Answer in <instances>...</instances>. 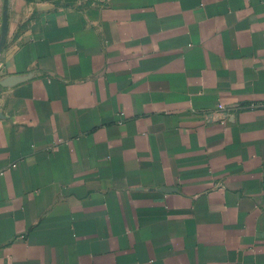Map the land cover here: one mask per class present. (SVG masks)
I'll list each match as a JSON object with an SVG mask.
<instances>
[{
    "label": "crops",
    "instance_id": "obj_1",
    "mask_svg": "<svg viewBox=\"0 0 264 264\" xmlns=\"http://www.w3.org/2000/svg\"><path fill=\"white\" fill-rule=\"evenodd\" d=\"M1 40L0 264H264V0H0Z\"/></svg>",
    "mask_w": 264,
    "mask_h": 264
},
{
    "label": "built area",
    "instance_id": "obj_2",
    "mask_svg": "<svg viewBox=\"0 0 264 264\" xmlns=\"http://www.w3.org/2000/svg\"><path fill=\"white\" fill-rule=\"evenodd\" d=\"M100 3H104L106 0H98ZM258 103L249 102L246 104H234V105H225L223 103H218L216 105V110L224 114L225 116L222 118V122H226L228 118H233L236 111L243 107H256Z\"/></svg>",
    "mask_w": 264,
    "mask_h": 264
},
{
    "label": "water",
    "instance_id": "obj_3",
    "mask_svg": "<svg viewBox=\"0 0 264 264\" xmlns=\"http://www.w3.org/2000/svg\"><path fill=\"white\" fill-rule=\"evenodd\" d=\"M5 31H6V18L4 16L3 24H2V32L5 33ZM1 46H2V40L0 41V48H1Z\"/></svg>",
    "mask_w": 264,
    "mask_h": 264
}]
</instances>
